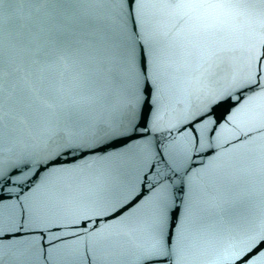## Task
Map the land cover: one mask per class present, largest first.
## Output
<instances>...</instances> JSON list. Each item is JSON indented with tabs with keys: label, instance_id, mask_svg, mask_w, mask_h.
Wrapping results in <instances>:
<instances>
[{
	"label": "water",
	"instance_id": "1",
	"mask_svg": "<svg viewBox=\"0 0 264 264\" xmlns=\"http://www.w3.org/2000/svg\"><path fill=\"white\" fill-rule=\"evenodd\" d=\"M154 7L159 21L148 15L137 31L126 0L0 3L6 23L72 21L48 27L19 54L38 91L27 121L0 149L3 264H138L161 201L179 210L169 217L173 264H223L264 220L260 146L242 131L249 114L236 128L221 125L211 141L201 133L198 146L187 127L209 92H225L246 75L259 20L225 10L220 30L204 34L178 25V4L145 0L146 10ZM142 46L150 48L156 110L124 143L115 137L139 119L147 95ZM83 143L89 147L66 151Z\"/></svg>",
	"mask_w": 264,
	"mask_h": 264
},
{
	"label": "snow or ice",
	"instance_id": "2",
	"mask_svg": "<svg viewBox=\"0 0 264 264\" xmlns=\"http://www.w3.org/2000/svg\"><path fill=\"white\" fill-rule=\"evenodd\" d=\"M12 2L47 4L88 2V0H12ZM153 2L178 4L179 11L173 17L178 25H190L197 32L204 34H212L220 30L225 20L223 15L225 10L239 12L259 20L260 28L254 33L248 48L246 75L234 80L232 88L225 92H209V100L201 114L187 127L191 129L192 139L198 146L201 144V133H206L211 141L221 125H231L236 128L239 126L241 114L248 113L249 118L242 131L246 133L245 139L260 146L261 174L264 176V0H153ZM0 3H3V0H0ZM126 4L129 9L128 16L137 31L144 27L146 16L151 15L155 22L160 19L161 9L154 7L146 10L145 0H126ZM137 15L140 16L139 20L136 19ZM71 23L70 20L53 21L36 18L10 19L6 23L3 12L0 11V149L3 148L6 140L10 141L18 134L21 125L27 121L33 96L38 91L34 82L35 73L27 71L19 54L28 50L48 27L55 25L63 29ZM153 30L161 31L155 27ZM6 33L10 41L7 45ZM149 51L150 48L141 47V75L144 78V91L147 95L140 107L139 119L133 116L124 134L115 137L116 140L124 143H128L134 137L138 128L150 125L152 113L156 110V106L151 103L153 76L149 75ZM152 71L153 74L156 72L155 58H153ZM40 72L38 78L42 83L47 82L50 88L55 89L56 85L48 81L47 75L42 70ZM67 72L66 69L65 74ZM145 106H147V114H145ZM222 107L225 111L218 114L217 110ZM198 125L200 127H197ZM88 147L86 143L78 146L69 144L66 145V151L83 150ZM155 211L157 223L152 229L153 241L141 250L138 264H173L171 246L174 233L171 229L175 225L170 223L169 217L179 210H170L167 202L161 201ZM2 240L3 237L0 236V241ZM0 264H3L2 256H0ZM223 264H264V220L252 227L238 244L225 253Z\"/></svg>",
	"mask_w": 264,
	"mask_h": 264
}]
</instances>
